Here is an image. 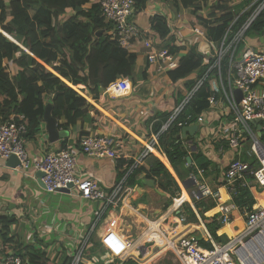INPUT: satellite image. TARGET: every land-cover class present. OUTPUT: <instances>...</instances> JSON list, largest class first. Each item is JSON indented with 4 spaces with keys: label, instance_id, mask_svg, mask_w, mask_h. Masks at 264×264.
I'll list each match as a JSON object with an SVG mask.
<instances>
[{
    "label": "crops",
    "instance_id": "obj_1",
    "mask_svg": "<svg viewBox=\"0 0 264 264\" xmlns=\"http://www.w3.org/2000/svg\"><path fill=\"white\" fill-rule=\"evenodd\" d=\"M6 1L8 2L9 0ZM94 3H98V1L90 0L83 5L82 9L88 10ZM241 3H243L242 0H196L194 6L183 7L178 5L177 7L171 1L149 0L143 10H136L133 18L141 29L146 32V35L151 37L155 43L157 42L158 47H165L158 43L157 33L154 31L152 25V17L154 15H164L171 30L174 32L176 45L182 46L178 52H175L180 64L181 61L185 60L196 50L206 55V58L211 56L208 43L215 44L217 42L207 38V27L213 25L215 18L224 12L230 10L235 11L237 9L236 7ZM195 10L196 12H194ZM75 13L76 10L68 9L65 14L59 17L58 21L63 23L71 16H74ZM80 19L79 17L76 21ZM0 31L7 33L2 28H0ZM108 33L110 34V31ZM248 43L256 49H264V44L261 43L259 37H248ZM141 44L140 40H137L134 45L137 54V72H140L148 65L149 76L147 81L151 80V77L161 75L158 77L159 83L151 87L148 83L140 82L141 85L138 84L137 88H135L129 79L131 89L127 95H106L104 94L103 88L101 97L97 100L92 98L89 93L87 95L84 84L74 85L63 78L66 83L72 86L80 95L85 97L97 108L100 115L96 120H80L77 126L65 129L59 127V124L65 122V119L55 118L52 114L57 120L59 130L64 133V135L54 142L49 139L47 124L43 117L39 131L34 137H27L26 150L31 158L42 159L48 152L60 149L65 145L66 147H79L76 141L78 133L81 132L84 133L83 135L103 133L115 135L116 138L122 141V158L124 159H134L143 152L145 144L150 137V124H153H148L149 119L152 117L158 119L159 112H170L175 108L188 91L186 80L196 78L197 73L196 71L191 73L186 80L180 79L173 81L168 74L170 70L161 72L155 70V67L148 61L146 49ZM5 64L9 67L8 72L10 76H14L19 72L14 62L6 61ZM48 68L58 75L50 66ZM161 82H165V84L170 82L168 90L166 89V91L160 93L156 91L159 95L155 94L154 96H150V94H154L155 90L165 89V84ZM181 83H183L184 87L180 88ZM79 85H82V87L78 89L77 86ZM53 97V93H47L45 95L46 109L49 105H52L51 99ZM90 114L92 116L94 112L91 110ZM214 116H210V122L198 124L197 139L189 132L186 136L178 138L193 136L195 138L193 146L196 145L197 148L198 145L200 150L206 155V158L211 161L212 165L208 169V175H206L207 172L205 171L203 180L212 189L217 190L219 196L213 197L217 200L216 205L206 211L205 215L214 216L219 214L221 226L216 230V233L219 237H227L229 240L236 235L233 233L235 228L243 225L245 212L233 203L227 186L224 184L216 185L217 183L223 182L225 169L231 159L237 157L243 160V158L249 157L244 161L251 162L254 159V155L251 151L250 141L245 140L238 150L229 147L219 150L217 145L218 141L213 137V134L222 125L223 121H221L220 113L216 114L215 112ZM179 135H182V130ZM64 142L66 143L65 145L63 144ZM187 142L189 141L185 143ZM156 156L167 166L178 181L182 189V196L184 197V192L188 194L187 201L190 203L188 199H193L192 195L195 186L190 183H187V187L184 185L190 175L189 177L187 176L181 179L176 169L170 163L167 155L157 154ZM119 163L114 158H94L80 153L77 161V173L83 178L98 180L104 189L110 191L124 177V175L121 177V172L124 169L119 167ZM144 165H147L146 162H144ZM37 172L31 170L29 176H27L24 175L23 171L18 170L17 167L12 168L8 166L7 160L0 162V214L8 215L16 219V222L11 225L8 234L9 237L14 239L15 243L9 244L0 235V256H5L9 252L16 253L12 245H29L31 247L29 250L33 249V251L35 250L41 253V262L43 264H68L69 262H65L67 257H70L68 249L71 251L73 248L74 250L75 243L82 241L95 223L97 227L94 229L93 238L98 241L110 228L132 239L124 233L122 228L125 217L130 218L133 222L132 224L137 227H140L142 222L145 224L144 227H140L142 228V232L138 236V241L143 242L140 237L148 228V220L146 219H153L160 215L174 201L173 198L172 203L168 207H165L169 195L159 187V184L155 180L146 178L143 173L141 175V183L131 186L134 188L131 194L125 195V199L122 202L111 204L102 212L104 207H107L102 201L82 199L65 192H46L45 188L38 181L39 177ZM152 180L154 185L151 184ZM250 190L256 200L254 207L263 206L264 203L261 202L258 195L264 194V189L256 186ZM204 199H208V197ZM231 204H234L236 207L229 208L227 214L231 217V220L229 223H224L222 221L221 207L226 205L230 206ZM194 211L200 223H184L179 225L176 230L177 233L181 232L182 234L189 233L195 235L199 240L200 238L205 239L212 246V242L205 238V232L208 231L211 236L212 234L203 222L196 207ZM97 221L99 222L97 223ZM225 226L230 227L232 236L220 231ZM71 241H74V245ZM215 241L218 242L217 240ZM162 242L152 239L147 243L150 245V250L147 254L136 257L133 253V256L137 259V263L180 264L178 257L172 251H170L172 257H168L166 254L169 253V250L161 249L162 245L160 244ZM23 252L25 253V250ZM89 253L90 255L94 254L90 250Z\"/></svg>",
    "mask_w": 264,
    "mask_h": 264
},
{
    "label": "built area",
    "instance_id": "obj_2",
    "mask_svg": "<svg viewBox=\"0 0 264 264\" xmlns=\"http://www.w3.org/2000/svg\"><path fill=\"white\" fill-rule=\"evenodd\" d=\"M97 1L104 18L113 25L110 30L112 39H116L120 46L130 50L134 48L135 42L140 40L147 51L149 63L157 72L178 67L177 55L167 47H158L136 23L133 18L136 12L135 0ZM252 4L256 5V9L237 31L234 32L231 27L238 17L234 19L223 39L216 43V47L213 46L214 43H208L210 55L214 58L213 63L186 92L184 99L173 108L172 115L159 133H156L153 124H150V137L143 152L133 159V164L112 190L104 189L96 179L78 175L77 161L80 153L94 158L121 159L122 141L113 134H87L81 138L79 147H62L48 152L42 159L31 158L26 150L28 126L25 116H13L0 124V162L16 155L20 161L17 169L23 171L24 175L29 176L31 170L44 173L42 181L46 192L57 193L64 190L63 192L75 197L102 201L107 206L102 210L104 212L111 204L122 202L125 195L132 193L134 188L127 185V177L135 167L143 164L150 154L166 155L160 146V133L176 122L199 89L208 83L211 87L209 108L199 115L195 123L210 122V116L215 117V112L220 113L223 123L213 134L220 143L219 150L226 147L238 150L243 141L249 139L251 151L257 160L253 165L237 157L231 159L224 172V185L228 187L231 196L236 192V183L249 189L256 186L264 189V49L249 45L246 37L250 24L264 11V0H253ZM4 35L28 51L14 36L8 33ZM241 43H244L243 48H240ZM130 89L129 78H119L104 88V94L124 96ZM236 90L242 92L241 99H238ZM190 119L191 115H188L177 124L181 128L194 124ZM255 119L259 121L254 123ZM187 147L190 149L192 144L189 143ZM204 174L205 170L197 167V171L190 175L189 178L194 181L195 186L192 196L197 199L218 197L217 190L204 182ZM188 200L195 210L194 202ZM182 206L179 197H175L173 204L164 212L153 219H146L148 228L140 237L143 242L136 243L110 228L99 240L104 253L90 255L94 229L97 227L95 223L82 241L75 245L74 241H71L75 249L72 248V252L68 249L69 264H139L133 253L136 257L147 254L150 250L147 243L152 239L163 241L161 249L172 251L180 264H264V205L247 211L243 220L244 230L226 242H216L206 231L205 238L212 242V247L202 246L195 235L177 233L178 226L186 224V214L179 215ZM230 207L236 206L231 204L221 207L224 223L231 220L227 214ZM0 264L31 263L9 252L0 257Z\"/></svg>",
    "mask_w": 264,
    "mask_h": 264
},
{
    "label": "trees",
    "instance_id": "obj_3",
    "mask_svg": "<svg viewBox=\"0 0 264 264\" xmlns=\"http://www.w3.org/2000/svg\"><path fill=\"white\" fill-rule=\"evenodd\" d=\"M89 1L9 0L7 2L0 0V28L14 36L28 49V51L24 50L0 31V123L10 120L14 115H24L28 126L27 137H34L43 121L47 106L44 98L47 93L54 94L51 99L53 116L65 119V122L59 124V127L66 129L77 126L80 120H96L100 115L99 110L66 83L63 78L74 85L84 84L85 90L97 100L100 99L103 88L118 78H129L135 88L140 82L148 80V65L137 72V54L122 48L117 40L112 39L111 34L108 33L113 25L105 21L100 4L94 3L88 10L82 9L83 5ZM135 1L136 10L141 11L147 6L149 0ZM160 1H171L177 7L178 5L194 6L196 2V0ZM252 1L242 0L243 3L239 4L235 11L230 10L216 17L213 25L207 27V38L219 43L234 19L238 17L231 27L234 32L237 31L250 19L256 9V5H253ZM68 9L76 10L75 15L60 23L59 17L65 14ZM9 16L11 17L9 18ZM79 17L81 19L76 21ZM152 25L157 33L158 43L168 47L173 53L182 48V46L176 45L174 32L164 15H154ZM263 33L264 11L250 24L246 31V37H260ZM243 46L244 43H241L240 48ZM213 60L214 58L211 56L206 58V55L196 50L168 74L173 81H178L186 79L196 71V78L186 80L187 90H189L209 69ZM6 61L14 62L19 72L10 76ZM79 87L81 88L82 85L77 86L78 89ZM210 90L211 87L208 83L201 87L186 105L176 122L159 135L160 146L181 179L196 172L197 167L203 168L208 175V169L212 165L198 145L196 149H193L195 143L193 136L178 138L182 128L177 124L178 121L186 119L188 115H191L190 122H197L199 115L209 108ZM91 110L94 112L92 116ZM172 110L159 112L158 119L154 117L149 119L148 124L153 123L156 133L162 130L163 125L172 115ZM83 134V132L78 133L77 145H80ZM186 141L189 142L185 143ZM245 141H249V139ZM189 143L192 144L190 149L187 148ZM217 145L219 148L220 143ZM65 147L66 145L63 146V148ZM188 157L192 162H188ZM247 158H243V160H247ZM118 161L120 162L119 167L124 169L121 172V177H123L133 164V159L121 158ZM145 162L147 165L139 164L128 175L127 185L140 184L141 175L144 173L146 178L155 180L159 187L169 195L165 207L172 203L173 198L179 197L183 203L179 215L186 214V223H200L191 204L182 196V189L167 166L154 154L147 156ZM256 162L254 157L251 163L254 165ZM221 184L224 182L217 183L216 186ZM235 188L236 192L232 194L233 203L245 213L252 210L256 200L251 190L239 183L235 184ZM258 197L264 203V194L258 195ZM192 201L213 238L218 242L228 241L227 237H219L216 233V230L221 226L219 214L205 215L206 211L216 205L217 200L213 197L208 199L193 197ZM15 222L14 217L0 214V235L9 244L15 243L14 239L8 235L11 225ZM200 244L212 247L203 238H200ZM12 247L29 263L43 264L41 253L33 251V249L29 250L31 248L29 245H12ZM23 250L25 253H22ZM90 251L97 255L104 253L100 241L95 238H92ZM69 258L67 257L66 263L70 261Z\"/></svg>",
    "mask_w": 264,
    "mask_h": 264
},
{
    "label": "water",
    "instance_id": "obj_4",
    "mask_svg": "<svg viewBox=\"0 0 264 264\" xmlns=\"http://www.w3.org/2000/svg\"><path fill=\"white\" fill-rule=\"evenodd\" d=\"M259 40L261 41L262 44H264V33L259 37ZM236 95L238 97V99L242 98V92L240 90H236ZM53 107L52 105H49L45 111L44 114V120L46 121L47 124V130L49 133V139L54 142L56 140H58L62 135H64L63 132H61L58 128V123L57 120L52 116V110ZM259 121V119H255L253 120L254 123H257ZM198 128L199 125L198 124H191V125H187L182 129V135H179L178 137L180 138L181 136H186V134L189 132L191 135H194L196 137V139L198 138ZM196 148V145L193 146V149ZM188 161L191 162V158L188 157ZM8 166L14 168L17 167L20 164V161L18 159V157L16 155H12L8 160ZM37 175L39 177V183L42 187L45 188L44 182L42 181V177L44 176V173L42 171H38ZM190 183L191 185H194V181L190 178H188L184 185L185 187H187V185ZM152 185H154V182L152 180ZM64 190H60V192H63ZM68 192V191H66ZM197 194H199L197 192Z\"/></svg>",
    "mask_w": 264,
    "mask_h": 264
},
{
    "label": "rangeland",
    "instance_id": "obj_5",
    "mask_svg": "<svg viewBox=\"0 0 264 264\" xmlns=\"http://www.w3.org/2000/svg\"><path fill=\"white\" fill-rule=\"evenodd\" d=\"M142 45V44H141ZM213 46L214 47H216L217 46V44L215 43V44H213ZM128 52H131V53H136V50H135V48H131L130 50H128ZM164 75V74H163ZM161 75H156L155 77H151V80H149V81H146V82H143V83H145V84H150V86L152 87H154L155 85H157L158 83H159V79H158V77H160ZM186 80V79H185ZM162 84H165V82H161ZM144 84V85H145ZM170 84V82H167L166 84H165V89H163V90H155V92H154V94H150V96L152 95V96H154L155 94L156 95H159V93L160 92H164V91H166V89L168 90V88H169V85ZM141 85V84H140ZM181 87H184L183 86V83H181L180 84V88ZM80 90H82V89H80ZM84 92H85V90H83ZM156 91H159V93H156ZM86 93H87V95H88V92L86 91ZM258 132V131H257ZM259 133V132H258ZM194 191V190H193ZM136 208V207H135ZM129 219V220H128ZM131 219L130 218H127V217H125L124 218V223H123V226H122V228H123V230H124V233H126L129 237H131L132 239H133V241H136V243H137V241H138V236L140 235V233L142 232V228H140V227H144V223L142 222V224L140 225V227H137L136 225H134V224H132L133 222H132V220L130 221ZM126 224V225H125ZM244 230V226L242 225V226H240V227H237V228H235V230L233 231V233L234 234H236V235H238V234H240L242 231ZM161 245H163V244H161ZM64 250H66L65 248H63ZM89 250V249H88ZM169 253H167L166 255L168 256V257H172V255H171V253H170V251H168ZM175 261V260H174ZM177 263V262H176Z\"/></svg>",
    "mask_w": 264,
    "mask_h": 264
},
{
    "label": "bare ground",
    "instance_id": "obj_6",
    "mask_svg": "<svg viewBox=\"0 0 264 264\" xmlns=\"http://www.w3.org/2000/svg\"><path fill=\"white\" fill-rule=\"evenodd\" d=\"M184 197H185L186 199L188 198V194H187L186 192H184ZM220 231H221V232H226V233H228L230 236H232V231H231V229H230L229 226H225V227L222 228ZM14 254H16V253H14ZM5 256H6V255H5ZM0 257H4V256H0Z\"/></svg>",
    "mask_w": 264,
    "mask_h": 264
},
{
    "label": "clouds",
    "instance_id": "obj_7",
    "mask_svg": "<svg viewBox=\"0 0 264 264\" xmlns=\"http://www.w3.org/2000/svg\"><path fill=\"white\" fill-rule=\"evenodd\" d=\"M194 124H197V123L194 122ZM190 125H191V124H190ZM182 129H183V128H182Z\"/></svg>",
    "mask_w": 264,
    "mask_h": 264
}]
</instances>
